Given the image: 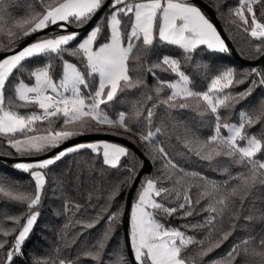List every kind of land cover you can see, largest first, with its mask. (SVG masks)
<instances>
[{
	"label": "snow or ice",
	"instance_id": "1",
	"mask_svg": "<svg viewBox=\"0 0 264 264\" xmlns=\"http://www.w3.org/2000/svg\"><path fill=\"white\" fill-rule=\"evenodd\" d=\"M225 3L215 0L216 11L256 41L249 58L264 60V0H237L226 13L222 11ZM21 7L24 13L14 15ZM101 11L104 15L98 19ZM89 25L90 30L81 36ZM0 36L7 37V43L0 42V137L16 156L29 158L14 161L12 167L28 173L34 189L24 191L19 182L0 175V197L24 205L22 213L7 217L13 227L0 222V264L25 258L24 246L41 216L51 166L82 152L89 156L77 162L76 169L55 176L52 189L61 200L54 214L68 219L65 230L79 225L80 231L69 236L62 230L55 258L32 254V264H82L84 259L91 264H264V234L246 235L221 257L205 259L237 230L247 194L256 185H264V130L250 132L264 122V96L258 100L259 107L241 109L238 121L230 122L235 106L264 88V68L237 72L226 66L208 75V64L195 63L207 81L205 90H197L183 65L194 62L201 51L231 54V49L194 0H25L23 5L20 0H0ZM32 36L36 38L18 47ZM157 43L175 46L180 56L163 54L148 63L141 53ZM141 70L155 83L149 85L144 75L131 74ZM158 72L175 78L162 79ZM239 85L247 86L230 91ZM133 89L141 90L140 97L130 102L127 111H109L122 102L118 101L121 93ZM33 107L38 111H19ZM186 109L201 117V126L210 129L207 137L176 120L173 113ZM221 109L228 115L222 116ZM166 121L171 122V132ZM178 128L182 133L177 139L184 147L224 179L209 178L176 162L175 155L180 154L171 151L168 140ZM101 130L134 137V142L145 146L148 159L161 165L159 175L140 180L131 204L126 237L131 259L123 250L106 256L108 242L126 214L122 206L113 210L112 202L122 186L132 187L139 176L137 164L123 163L131 155L129 149L103 141L61 147ZM56 149L53 155L37 158ZM3 156L11 157L13 152ZM121 168L128 175L108 184L103 205L92 204L101 198L97 193L107 169ZM78 195L85 198L84 204ZM89 207L95 212L89 214ZM77 213L80 218H75ZM197 215L203 219L195 223L179 227L167 223L169 218L187 221ZM101 221L105 226L94 241H80ZM189 232H204V237Z\"/></svg>",
	"mask_w": 264,
	"mask_h": 264
},
{
	"label": "trees",
	"instance_id": "2",
	"mask_svg": "<svg viewBox=\"0 0 264 264\" xmlns=\"http://www.w3.org/2000/svg\"><path fill=\"white\" fill-rule=\"evenodd\" d=\"M203 1L213 11V14L217 19L218 23L220 24L225 36L232 44V46L235 48L239 56L246 61H251V62L255 61L250 59L249 56L253 51V45L256 43V41H253L246 33H244L242 30L238 29L233 24L228 22L229 20L228 17L221 16L220 12L216 11L215 9V0H203ZM28 2H31V0H28ZM20 3L21 5H23L25 3V0H20ZM236 3L237 0H226V3L222 8V11L226 13L228 7L235 6ZM202 11L207 15V17L211 21L209 14L203 9ZM23 13H24V8L21 7L15 11L14 15L20 16ZM103 15L104 12L102 11L97 18L99 19ZM90 27L91 25L87 26L84 30H82L81 36L85 35L86 32L90 30ZM69 30L71 31V29ZM49 34L52 33L49 32ZM23 41L24 40H21L19 44H21ZM0 42L7 43V37L0 36ZM180 52L181 50L176 48L175 46H167L157 43V45L151 51L141 54L144 60H146L148 63H151L157 60L158 57L162 56L163 54H169L179 57ZM69 59H72L73 62H75V58H69ZM195 63L208 64L210 66L208 75L214 74L216 69L223 68L226 66L235 67L237 72H243L244 70L253 67V65H250L246 62H242L239 59H236L232 54H219V53H212L210 51H201L199 56L194 57V62L183 65V70L186 72V74H188L192 78L197 90H205L207 81L204 79L203 70H197L194 66ZM255 66L264 68V60H258V63ZM131 74L133 76L144 75L149 85L155 83L152 76L144 73L143 70H141L140 72H133ZM158 75L162 79L170 80L175 78L173 74L170 73L158 72ZM23 78L28 83L32 82L28 79L26 74H24ZM246 86L247 85H239L236 88L230 89V91L235 93L243 90ZM140 93H141L140 89H133L121 93L120 96L118 97V101H122V102L115 103L113 108L110 109L109 111L110 112L111 111L118 112L121 110L127 111L131 107L130 102L134 99H138L140 97ZM7 94L10 93H6V95ZM262 96H264V88L257 89V91L254 92L252 96L248 97L247 99L237 104L233 110L230 122L238 121V113L241 109H253L259 107L258 100ZM33 109L34 107L28 109L21 108L19 109V111L29 112ZM162 112L163 110H161V114ZM173 115L176 117V120L180 124H187L188 126L192 127L194 130L198 129L199 130L198 134L202 138H205L210 134V129L201 126V117L191 109L174 112ZM221 115L227 116L228 113L225 110L221 109ZM204 119L207 120L210 119V117L205 116ZM166 123H168L169 131L171 132L172 131L171 122L166 121ZM46 126H47L46 123L41 125V127H46ZM57 127H59V124H57ZM261 130H264V122H261L260 124L250 129V132L259 134ZM90 133H109L113 135L122 136L125 139L129 140L131 143H133L149 161L150 170L149 172L142 174L141 177L139 178L132 194V198L130 202L131 205L132 202L134 201V197L136 194V190L139 186L140 180L145 179L149 176L160 174L157 171L161 166L160 162L159 161L152 162L150 159H148L147 150L145 146L138 142H134L135 141L134 137L129 138L123 134H115V130H101L100 132L93 131L86 134H90ZM181 133L182 130L178 128L175 133L171 134L168 140V142L172 145L171 151L173 153L180 154V155H175L176 162L188 170L201 171L203 172L204 175L208 176L209 178H213L217 180L224 179V177L220 173L212 171L206 162L201 161L198 157H196L194 154L189 152L188 149L184 147L182 141L177 139V135ZM160 139H164V137L161 136ZM8 151L13 152V156L4 157L3 153ZM129 151L131 155L128 158H126L123 161V163L125 165L137 164L138 165L137 170H138L140 167L141 159L131 149H129ZM88 156H89L88 152H82L80 154H70L65 158H63L61 161L57 162L56 165L51 166V172L49 174L50 183L46 187V193L43 198V203L40 207L41 216L38 219L34 232L31 234L29 240L24 246V251L26 253L25 258L23 260L17 259L16 264H32V260H31L32 254L41 257L50 256L55 258L56 255L55 249L61 247V240L59 234L62 232V230H65L64 225L68 222V219L64 216L58 217L54 214L55 210L61 207V200L53 195L52 189L55 187L53 180L55 176L59 175L60 173L66 171L69 168L76 169L77 162L82 163ZM0 157H3L0 158V175L5 176L8 179H11L12 181L19 182V184L22 186V190L24 191H28V192L33 191L34 190L33 182L31 181L29 174L14 169L12 167L14 161H8L5 159V158H16L19 156H16L14 150L10 149L7 146V144L5 143V138L3 137H0ZM25 158L27 157H23V160H25ZM96 163H97V167H99L100 166L99 161H97ZM236 170L238 169L235 168L233 169L234 172ZM127 175L128 173L123 168L119 170L107 169L106 180L102 185H99L101 190L97 193V195L100 196L101 198L93 199L92 204H95L97 206L103 205L105 202L104 197L107 196L106 189L108 184L116 183L122 180ZM129 188L130 187H128L127 185L122 186V190L119 196H117L116 199L112 202L113 210H115L118 206H122L124 210L125 198ZM195 192L196 190L193 189L194 197H195ZM77 199L81 204H84L86 202L83 196L78 195ZM244 204L245 207L241 212V219L237 221V230L234 232L233 236H231L229 240L224 242L221 247H219L218 249L213 251L208 257H206L205 258L206 260L219 258L222 255L226 254L232 244H234L241 238L245 237L246 235H253L258 237L259 235L264 234V219H260L261 214L264 213V185H256L247 194ZM236 206L238 208L240 207L239 198H237L236 200ZM23 210H24V205H21L16 202L8 201L6 198L0 197V222H2V225L4 227H13L12 222L8 220L7 217L9 215L22 213ZM95 210L96 209L89 207L87 209V212L89 214H92L95 212ZM247 215H251L253 219L251 221H245L243 217ZM80 216L81 214L77 213L75 218H80ZM123 218L124 217L122 216L120 223L117 225L112 235V238L108 242L106 256L113 255L117 250H123L127 254L124 243V237H123V222H124ZM202 219H203L202 215L189 217L187 221L181 220L179 218H169L167 220V223L172 226L179 227L183 223H195L196 221H201ZM127 224H128V216H127ZM240 225H245V227H240ZM104 226H105L104 221H101V223L98 224L95 228L86 231L84 233V236L80 237V241L86 240L88 243H91L103 230ZM224 226L225 228H227L228 226L227 218H225ZM65 231L68 232L69 236H72L73 234L80 231V226L69 225V228L66 229ZM188 234H195L200 239L204 237V232H199V233L189 232ZM79 247L80 245H77L75 246V249L79 250ZM63 254L66 255L67 252L65 251ZM0 256H2V253H0ZM82 264H91V261L84 259ZM106 264H110V262L106 261Z\"/></svg>",
	"mask_w": 264,
	"mask_h": 264
},
{
	"label": "water",
	"instance_id": "3",
	"mask_svg": "<svg viewBox=\"0 0 264 264\" xmlns=\"http://www.w3.org/2000/svg\"><path fill=\"white\" fill-rule=\"evenodd\" d=\"M194 3L197 4V6H199L201 9L205 10L210 18L212 23L214 24V26L217 27V30L220 31L222 37L225 39V42L228 44L229 48L231 49V54L236 58L239 59L242 62H246L250 65L255 66L258 63V60L255 61H246L244 59H242L239 54L237 53V51L235 50V48L232 46V44L229 42V40L227 39V37L225 36L220 24L218 23L217 19L215 18L213 11L207 6V4L203 1V0H194ZM102 12V11H101ZM100 12V13H101ZM99 13V14H100ZM98 14V15H99ZM34 38H36L35 36L32 37H28L26 40H24L21 44L18 45V47H23L25 43L31 42V40H33ZM93 140H108V141H113V142H117L122 144L123 146L131 149L140 159L141 162H145L143 165H140L139 169L137 170V172L139 173V176L137 178L136 184L139 180V178L141 177L142 174L149 172L150 170V164L149 161L147 160V158L142 154V152L133 144L131 143L129 140L125 139L122 136H118V135H113V134H109V133H90V134H85L82 136H78L74 139H71L69 141H66L64 145H62L61 147H66L68 145H71L73 143H78V142H83V141H93ZM59 149L53 150L51 152L45 153L40 157L37 158H45L46 156H50L53 155L55 153V151H58ZM3 158V157H0ZM8 161H20L23 160V158H5ZM29 158H25V160L27 161ZM136 184H134L132 187L129 188L126 198H125V205H124V212L126 213L123 217V237H124V243H125V248L128 254L129 259H131V253L128 251L127 248V241H126V237L128 234V224H127V216H128V210H129V206H130V202H131V198H132V194L134 191V188L136 186Z\"/></svg>",
	"mask_w": 264,
	"mask_h": 264
},
{
	"label": "rangeland",
	"instance_id": "4",
	"mask_svg": "<svg viewBox=\"0 0 264 264\" xmlns=\"http://www.w3.org/2000/svg\"><path fill=\"white\" fill-rule=\"evenodd\" d=\"M212 22V21H211ZM49 35H51V34H49ZM94 141H103V142H110V143H115V144H118V145H121V146H123L122 144H120V143H117V142H113V141H108V140H93V141H83V142H78V143H84V142H94ZM73 144H75V143H73ZM73 144H71V145H73ZM71 145H69V146H71ZM68 147V146H67ZM125 147V146H124ZM46 158V157H45ZM130 209H131V205H130ZM130 209H129V212H128V214H130ZM129 227H130V224H129V215H128V231H129Z\"/></svg>",
	"mask_w": 264,
	"mask_h": 264
},
{
	"label": "built area",
	"instance_id": "5",
	"mask_svg": "<svg viewBox=\"0 0 264 264\" xmlns=\"http://www.w3.org/2000/svg\"><path fill=\"white\" fill-rule=\"evenodd\" d=\"M31 111H38V109H36V108H34L33 110H31ZM22 112V111H21ZM30 112V111H29ZM22 113H24V112H22Z\"/></svg>",
	"mask_w": 264,
	"mask_h": 264
}]
</instances>
